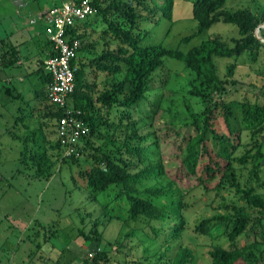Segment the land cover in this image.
<instances>
[{
    "label": "trees",
    "instance_id": "16d2710c",
    "mask_svg": "<svg viewBox=\"0 0 264 264\" xmlns=\"http://www.w3.org/2000/svg\"><path fill=\"white\" fill-rule=\"evenodd\" d=\"M149 1L92 0V17L76 22L69 30V34L77 38L81 45L83 39L97 32L99 39L101 35L110 32L118 41L115 49L104 48L90 59L94 65L93 71H100L104 75V86L97 93L94 91V84L87 79L84 65L78 63L76 58L73 60L76 65L73 89L64 106L80 111V119L88 132L78 139L75 148L78 154L85 153L91 160L90 166L78 171V177L92 195L105 192L109 186H116L117 192L113 197H123L126 200L128 219L162 224L151 229L155 236L163 233V243L179 237L183 220L180 214H170L163 205L154 203L153 198L170 195L174 188L178 189L179 195L198 186L205 192L232 188L243 205L232 203L231 213H217L211 217L231 224L226 234L231 248L213 246L206 253L209 264H244L242 256L250 244L235 246L237 237L246 230L250 221L244 206H249L260 214L254 217L250 228H254L255 224L261 226L264 197L252 187H242L237 182L233 163L244 164L250 157L255 169L258 167L256 159L263 157V154L257 150L249 156L243 154L236 157L233 153L240 144L241 130H247L251 138L264 131V107L246 99H226L224 95L229 89L227 83L228 86H234L235 81L230 79L226 83V80L219 78L214 59L237 57L252 48L264 46L254 33L255 28L264 21V10L258 17L248 8L226 9L225 0H192L191 16L197 24L194 34L216 22H222L234 25L237 37H232L229 44L215 36L208 37L197 46L181 52L159 44H141L140 33L135 30L140 12L135 6L145 8ZM172 5L173 0H162L158 6L162 17L170 20ZM97 22L99 31L95 28ZM261 32H264V28L260 30V35L263 36ZM189 37L185 36L182 40ZM99 39L86 42L83 45L86 51H93ZM47 43L48 56L53 52L51 44ZM81 45L76 57L85 50ZM166 58L182 62L187 74L185 91H167L164 79L154 99H149L147 91L150 89L153 73L163 65ZM16 60L15 46L0 51V66H12ZM234 67L232 62L226 66L227 78L232 76ZM34 72L39 75V84L44 88L43 106L46 112L38 122L39 141L30 150L24 145L20 159H29L36 166L37 172H43L50 164L45 152V142L49 143L51 149L57 150L63 160L75 162L78 156H64L59 139L54 137L53 141H48L46 138L44 128L50 125L49 132L54 135L55 121L63 115L64 107L47 103L45 85L50 77L42 64ZM40 91L35 89V95ZM147 101L150 108L143 119L150 130L141 133L137 122L130 119L129 110ZM118 108L124 111L121 112L124 122L122 117L119 120L110 119L111 112L115 109L117 112ZM162 116L166 119L159 123ZM26 151L29 152L28 155L24 153ZM103 210L107 214V208ZM168 220L172 223L169 224ZM209 221L210 218L200 219L194 231L210 236ZM97 223L98 219L93 224ZM79 232L82 234V231ZM83 237L85 242L92 239L87 235ZM165 249H168L167 245ZM146 251L145 247L144 252ZM163 255L164 252H161L157 261L147 264H158V261H161L160 264H187L192 256L187 247L178 248L169 260L163 261ZM109 260L105 251L95 249L67 264H109Z\"/></svg>",
    "mask_w": 264,
    "mask_h": 264
},
{
    "label": "rangeland",
    "instance_id": "374dc122",
    "mask_svg": "<svg viewBox=\"0 0 264 264\" xmlns=\"http://www.w3.org/2000/svg\"><path fill=\"white\" fill-rule=\"evenodd\" d=\"M20 1L22 3L14 4L13 0H0V51L15 46L16 49L20 48L19 55L23 59L22 65L13 68L15 74L9 80L1 75L7 73V67L0 66V264H67L95 249L107 253L109 264L124 261L147 264L157 261L161 252H164L163 261L171 259L180 247L191 250L192 256L187 264H209L206 253L209 248H231L226 236L231 224L211 217L217 213H231L232 203L243 205L232 188L205 192L198 186L184 195H179L178 189L174 188L170 195L153 198L154 203L163 205L170 214H180L183 220L179 237L163 243V233L155 236L151 229L162 224L128 219L126 200L113 197L117 192L116 186H109L98 195H92L83 186L78 171L91 165L85 153L78 156L75 162L63 160L57 150L51 149L49 143L45 142L50 164L43 172H37L29 159H20L24 145L30 150L39 141L38 122L46 112L43 106L44 88L39 84V75L32 72L37 68V58L44 57V50L49 48L44 31L56 15L60 3L72 0ZM161 2L150 0L145 8L135 6L140 12L135 30L139 31L143 45L159 44L185 52L208 37L215 36L227 44L232 37H237L235 26L222 22H216L194 34L197 24L191 16L192 0H173L170 20L161 16L158 7ZM224 4L229 10L248 8L258 17L264 10V0H225ZM260 25L263 27H259V35L264 28V21ZM95 28L100 30L98 22ZM98 33L83 39V45L99 39ZM262 34L260 37L264 43V32ZM185 36L190 37L182 40ZM117 43L113 34L108 32L101 35L93 51H86L85 46L80 44L85 50L77 54L76 61L84 65L87 79L94 84L96 93L104 86V75L100 71H93L94 65L90 59L104 48L115 49ZM214 61L219 78L226 80V83L230 79L235 81L234 86H228L227 83L229 89L224 95L226 99H246L264 107L263 45L237 57H219ZM230 62L235 67L232 76L227 78L226 66ZM18 73L22 75V81L15 79ZM186 75L181 61L164 59L163 65L153 73L147 96L154 99L164 79L166 90L178 89L183 93ZM35 89H40V93L35 95ZM149 108L147 101L129 110L130 119L137 122L141 133L150 130L143 119ZM115 110L111 112L110 119L119 120L124 111L121 108L117 112ZM165 119L162 116L158 122ZM50 128V125L44 128L45 134L48 141H53L54 135L49 132ZM239 143L233 156H249L258 150L263 157L256 159L258 167L255 169L250 157L244 164L234 162L235 178L242 187H252L264 197V131L251 138L247 130H241ZM24 153L29 154L28 151ZM224 204L226 207H223ZM105 208L107 214H104ZM244 208L250 221L246 230L237 237L235 246L250 244L242 256L244 264H264V217L261 218V226L255 224L254 228H250L259 213L249 206ZM202 218H210V236L194 231ZM96 219L99 223L93 224ZM83 235L91 236L92 239L85 242ZM165 245L168 246L167 250Z\"/></svg>",
    "mask_w": 264,
    "mask_h": 264
},
{
    "label": "built area",
    "instance_id": "2783aa9c",
    "mask_svg": "<svg viewBox=\"0 0 264 264\" xmlns=\"http://www.w3.org/2000/svg\"><path fill=\"white\" fill-rule=\"evenodd\" d=\"M92 0H75L61 2L57 13L45 28V38L51 44L53 54L43 61L44 71L50 81L45 85L47 103L51 106L64 107V113L54 125V137L59 139L64 156L76 152L78 139L88 132V128L80 119V111L64 106L67 96L73 89V72L76 65L73 60L79 48V41L69 34L70 28L76 23L93 14Z\"/></svg>",
    "mask_w": 264,
    "mask_h": 264
},
{
    "label": "crops",
    "instance_id": "0c3cea01",
    "mask_svg": "<svg viewBox=\"0 0 264 264\" xmlns=\"http://www.w3.org/2000/svg\"><path fill=\"white\" fill-rule=\"evenodd\" d=\"M72 1H74V0H72ZM18 2H21L20 0H13V3L14 4H17ZM62 2H64V1H62ZM22 3V2H21ZM50 23V22H49ZM20 49V48H19ZM19 49H16L15 48V51H16V56H17V60H16V62H15V64L14 65H12V66H8L7 67V73L6 74H1L2 75V77L5 79V80H9V78H10V76L12 75V74H15V73H13V68L15 69L17 66H20V65H22L23 64V59L20 57V55H19ZM48 51H49V48L48 49H46V50H44V57H42V58H40V57H38L37 58V63H36V67H38L39 65L41 66V64H42V61L47 57V53H48ZM31 65V64H30ZM32 72H34V70L32 71ZM27 74V73H26ZM25 74V75H26ZM31 76V74H28V76ZM15 79L16 80H18V81H22L23 80V77H22V75L20 74V73H18V75H16L15 76Z\"/></svg>",
    "mask_w": 264,
    "mask_h": 264
},
{
    "label": "water",
    "instance_id": "95a60500",
    "mask_svg": "<svg viewBox=\"0 0 264 264\" xmlns=\"http://www.w3.org/2000/svg\"><path fill=\"white\" fill-rule=\"evenodd\" d=\"M259 27H263V25H258L256 28H255V31H254V33H255V36L257 37V39L259 40V41H263L262 40V38L260 37V35L257 33V31L259 30Z\"/></svg>",
    "mask_w": 264,
    "mask_h": 264
}]
</instances>
